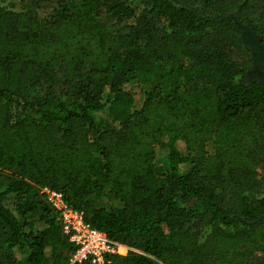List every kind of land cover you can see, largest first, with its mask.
Wrapping results in <instances>:
<instances>
[{
	"label": "trees",
	"instance_id": "16d2710c",
	"mask_svg": "<svg viewBox=\"0 0 264 264\" xmlns=\"http://www.w3.org/2000/svg\"><path fill=\"white\" fill-rule=\"evenodd\" d=\"M247 39L264 50V0L0 1V264H70L45 187L138 252L111 264H264Z\"/></svg>",
	"mask_w": 264,
	"mask_h": 264
},
{
	"label": "built area",
	"instance_id": "2783aa9c",
	"mask_svg": "<svg viewBox=\"0 0 264 264\" xmlns=\"http://www.w3.org/2000/svg\"><path fill=\"white\" fill-rule=\"evenodd\" d=\"M40 195L55 214L63 235L75 248L70 264H111L112 257L138 253L91 227L85 221L83 213L66 203L62 192L45 187L40 189Z\"/></svg>",
	"mask_w": 264,
	"mask_h": 264
},
{
	"label": "rangeland",
	"instance_id": "374dc122",
	"mask_svg": "<svg viewBox=\"0 0 264 264\" xmlns=\"http://www.w3.org/2000/svg\"><path fill=\"white\" fill-rule=\"evenodd\" d=\"M2 4L7 6L8 8H11L16 11H21L23 10L24 6L32 1V0H0ZM36 1V0H34ZM40 4L42 5L43 9L47 11H51L53 7L56 5L58 0H39ZM227 5V8L232 11H236V6L234 5L233 1L229 2ZM244 42L245 40L242 38L240 39V42ZM249 41L248 43H245L243 45L242 43L239 44L238 42H233L232 50L231 53L234 56V58L237 60V62L240 64L242 68H248V70L251 72L250 75H247L246 77V83L249 84L251 81H258L260 80L256 76V68L257 66H262L264 65V58L261 59L259 58L258 53L254 52V39H247ZM264 57V55H262ZM150 88L149 86H141V87H135L134 91L137 96V100L139 101L140 99V94L141 92L149 91ZM139 105V104H138ZM97 120L106 122L107 121V115L105 113L97 116ZM206 150L210 153L213 154L214 148L212 145L208 144L206 147ZM157 165H162L163 162L161 159L157 160ZM7 206L11 209L14 210V202L13 200H8Z\"/></svg>",
	"mask_w": 264,
	"mask_h": 264
},
{
	"label": "flooded vegetation",
	"instance_id": "af4514ba",
	"mask_svg": "<svg viewBox=\"0 0 264 264\" xmlns=\"http://www.w3.org/2000/svg\"><path fill=\"white\" fill-rule=\"evenodd\" d=\"M254 41H257L256 39H254ZM253 41V43H254ZM256 49L259 55V58L261 57V59H263L264 57L262 55H264V50H261L259 47H256L254 45L253 49ZM256 76L262 81L264 82V65L262 66H257L256 68Z\"/></svg>",
	"mask_w": 264,
	"mask_h": 264
}]
</instances>
